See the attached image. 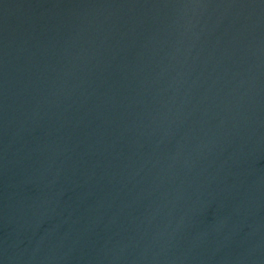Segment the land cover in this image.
Segmentation results:
<instances>
[{
	"label": "water",
	"instance_id": "obj_1",
	"mask_svg": "<svg viewBox=\"0 0 264 264\" xmlns=\"http://www.w3.org/2000/svg\"><path fill=\"white\" fill-rule=\"evenodd\" d=\"M0 264H264V0H0Z\"/></svg>",
	"mask_w": 264,
	"mask_h": 264
}]
</instances>
